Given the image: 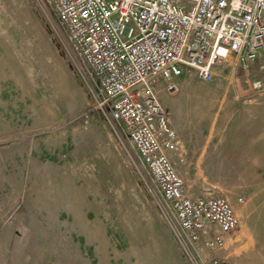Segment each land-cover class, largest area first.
I'll return each instance as SVG.
<instances>
[{"label": "rangeland", "instance_id": "obj_1", "mask_svg": "<svg viewBox=\"0 0 264 264\" xmlns=\"http://www.w3.org/2000/svg\"><path fill=\"white\" fill-rule=\"evenodd\" d=\"M175 83L158 94L185 146L172 161L239 206L226 264H264V56ZM95 99L47 1L0 0V264H205Z\"/></svg>", "mask_w": 264, "mask_h": 264}, {"label": "built area", "instance_id": "obj_2", "mask_svg": "<svg viewBox=\"0 0 264 264\" xmlns=\"http://www.w3.org/2000/svg\"><path fill=\"white\" fill-rule=\"evenodd\" d=\"M46 1L97 107L124 127L188 244L205 264H226L218 252L240 218L228 196L194 190L180 174L172 154L185 146L158 94L186 71L212 80L222 61L247 69L264 56V0Z\"/></svg>", "mask_w": 264, "mask_h": 264}, {"label": "crops", "instance_id": "obj_3", "mask_svg": "<svg viewBox=\"0 0 264 264\" xmlns=\"http://www.w3.org/2000/svg\"><path fill=\"white\" fill-rule=\"evenodd\" d=\"M232 128H234V126H231ZM232 134H234V132L232 131ZM233 135H232V137H231V142H227V140H226V138H225V140H223V142H222V144H223V149L225 150H228V147H229V145H230V151H234V140H233ZM184 143V142H183ZM233 205H234V207H235V209H237V211L238 210H240V208H239V206L238 205H236L235 203H233Z\"/></svg>", "mask_w": 264, "mask_h": 264}]
</instances>
